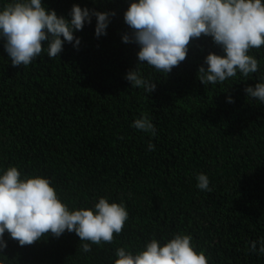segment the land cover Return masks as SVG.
Here are the masks:
<instances>
[{"label": "trees", "instance_id": "trees-1", "mask_svg": "<svg viewBox=\"0 0 264 264\" xmlns=\"http://www.w3.org/2000/svg\"><path fill=\"white\" fill-rule=\"evenodd\" d=\"M12 2L0 0V10ZM41 2L69 20L73 5L115 15L106 35H95L93 16L74 32L78 46L65 42L56 58L42 51L27 67L12 66L0 39V175L14 166L21 179H49L70 211L94 209L101 197L123 203L128 219L112 243L88 253L74 232L23 247L6 232L0 264H114L117 248L136 254L176 234L190 235L208 264H264L249 250L264 238V104L244 91L264 82V46L248 53L256 73L203 85L197 73L206 56L224 53L211 37L193 39L171 73L138 66L156 83L147 94L125 79L139 46L123 42L131 32L124 13L138 0ZM145 114L155 137L131 127ZM201 173L211 191L197 188Z\"/></svg>", "mask_w": 264, "mask_h": 264}, {"label": "clouds", "instance_id": "clouds-1", "mask_svg": "<svg viewBox=\"0 0 264 264\" xmlns=\"http://www.w3.org/2000/svg\"><path fill=\"white\" fill-rule=\"evenodd\" d=\"M114 15L73 5L69 20L58 17L55 10H46L41 0H14L0 10V39L5 41L12 66L27 67L42 51L56 58L65 42L75 41L74 47L78 46L81 41L74 32L81 31L86 21L90 24L93 16L97 21L95 35H106L109 17ZM124 22L131 32L123 36V42L139 46V63L125 79L131 87L143 88L147 94L156 90V83L143 78L138 66L146 63L158 72L171 73L187 58L191 41L202 36L211 37L224 53L206 56L207 69L201 66L197 73L203 85L223 83L238 72L248 77L259 70L258 60L248 53L264 46V0H138L124 13ZM244 91L264 104V82ZM228 102L234 101L229 97ZM131 127L153 137L157 132L146 114ZM148 148L154 151L155 145L149 141ZM196 179L198 189L211 191L206 175L201 173ZM127 219L123 203H109L101 197L94 209L70 211L49 179H21L14 166L0 175V252L7 248L3 239L6 232L23 247L49 234L59 238L67 231L80 238L81 251L88 253L93 244L112 243ZM191 241L190 235L176 234L163 246L153 238L136 254L117 248L114 264H208L205 253L197 252ZM249 250L264 255V238L250 241Z\"/></svg>", "mask_w": 264, "mask_h": 264}]
</instances>
